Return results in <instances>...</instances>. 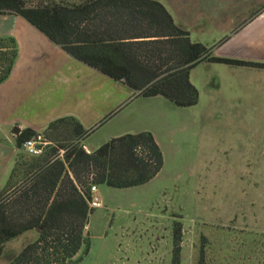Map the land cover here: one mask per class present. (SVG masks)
I'll list each match as a JSON object with an SVG mask.
<instances>
[{
  "label": "trees",
  "instance_id": "16d2710c",
  "mask_svg": "<svg viewBox=\"0 0 264 264\" xmlns=\"http://www.w3.org/2000/svg\"><path fill=\"white\" fill-rule=\"evenodd\" d=\"M6 14L24 17L75 59L126 84L136 96H162L177 107L199 102L190 73L202 61L264 68V62L217 56L215 46L193 41L160 0H0V15ZM18 55L16 37L0 36V84L10 77ZM96 128L68 115L41 132L26 127L16 135L21 150L38 133L49 144L28 160L20 155L0 191V258L7 264H78L91 246L86 234L95 211L89 203L91 185L140 186L162 170L164 153L152 131L113 137L88 153L84 140ZM181 218L173 215L170 264H182ZM38 227L37 239L6 256L8 241ZM203 254L204 248L198 264H205Z\"/></svg>",
  "mask_w": 264,
  "mask_h": 264
},
{
  "label": "crops",
  "instance_id": "0c3cea01",
  "mask_svg": "<svg viewBox=\"0 0 264 264\" xmlns=\"http://www.w3.org/2000/svg\"><path fill=\"white\" fill-rule=\"evenodd\" d=\"M171 14L177 24L190 32L193 41L215 46V55L264 62V0L256 3H249L248 0L182 3L181 10L178 11L176 5L175 12L172 11ZM13 17L14 26L7 35L16 37L19 55L10 77L0 84V135L6 134L17 122L24 128L31 127L41 132L50 121L68 115L77 117L87 129L93 126L100 128L99 125L112 120L124 123L133 119L134 110L142 100L149 103L167 101L174 105L162 96H136L134 90L126 84L75 59L24 17ZM225 37L227 38L220 45H216ZM190 80L199 91V102L184 107L191 109V113L184 114L185 119L179 117L181 123L169 122V114L159 111L151 117L157 120L164 118L169 127L159 129L154 125L138 129L127 128L111 137L145 130L153 132L164 153V166L156 177L140 186L161 183L166 176L167 164L175 156L174 152L179 151L176 154L181 158L184 157L181 154L183 152L198 153L199 168L192 177H195L197 185L207 184V190L212 183L214 190L215 171L210 176V168L215 167V157L206 155V152L215 151L216 140L214 131H211L215 129L205 128L207 126L204 124L201 126L199 120H244L249 117L264 120V68L202 61L191 70ZM199 106H202L200 111ZM90 135L84 142L88 141ZM101 144L89 142V146L93 145L95 149ZM228 144L227 146H232L230 141ZM16 150L12 157H7L4 150L0 149V162L3 164L0 175L7 176V180L17 160ZM201 169H207V173L204 172L207 175H200ZM177 182L178 180L173 181V184L162 183L152 200L159 201L166 197L169 189L178 185ZM107 187L113 188L98 186L103 199L101 209L111 207L112 210L128 213L141 210H136L139 205L135 202L125 208L120 204L110 203ZM131 188L133 187L116 189ZM199 190L197 188L195 192L200 193ZM3 264H7L6 259Z\"/></svg>",
  "mask_w": 264,
  "mask_h": 264
},
{
  "label": "rangeland",
  "instance_id": "374dc122",
  "mask_svg": "<svg viewBox=\"0 0 264 264\" xmlns=\"http://www.w3.org/2000/svg\"><path fill=\"white\" fill-rule=\"evenodd\" d=\"M26 1L37 4L82 0ZM160 1L173 12L176 5L180 11L182 3H225V0ZM256 1L261 0H248L249 3ZM14 21L13 15H0V36L9 34ZM137 105L140 106L134 110L131 121L119 123L112 120L99 126L84 142L85 145L89 146V142L103 143L127 128L169 127L164 118L157 120L151 117L159 111L168 113L169 122L175 124L181 123L179 117L185 119V115L191 113V109L170 105L167 101L149 103L142 100ZM199 124L215 129L211 130L216 140L215 151L206 152V155L215 157V167L210 168V176L215 171L214 190L212 183L207 190V184L197 185L195 177H192L199 168L198 153L183 152L184 157L181 158L176 154L179 151L174 152L175 156L167 164L166 176L161 183L148 187L135 186L131 190L107 187L110 203L125 208L135 202L139 205L136 210H141L128 213L112 210L111 207L96 209L86 227L91 242L90 251L78 264H170L174 214H180L184 223L182 264H198L203 248L205 264H264V120L251 117L244 120H199ZM17 126L20 127L19 122L13 124L6 134L0 135V149L7 157H12L17 149V158L21 159L23 155V159L28 160L26 156L29 157V154L16 146L19 132L14 129ZM228 141L232 146H227ZM230 148L234 149L224 152ZM201 171L200 175H207L204 174L207 169ZM6 180L7 176L0 175V191L9 179ZM177 180L178 185L171 187L166 197L152 200L162 183L171 184ZM197 188L200 193L195 192ZM39 233L38 229L29 230L8 241L4 247L6 256L17 254L27 242L37 239ZM3 260L4 257L0 258V264Z\"/></svg>",
  "mask_w": 264,
  "mask_h": 264
},
{
  "label": "built area",
  "instance_id": "2783aa9c",
  "mask_svg": "<svg viewBox=\"0 0 264 264\" xmlns=\"http://www.w3.org/2000/svg\"><path fill=\"white\" fill-rule=\"evenodd\" d=\"M32 140L33 145L35 146V149L37 151H39L41 154L43 153L44 147L49 144V142L45 139V137L41 134L38 133L36 135H34L33 137L25 140L23 142V145L26 141L28 140ZM22 145V149L29 155H32L31 153H29ZM85 150L90 153L92 150L90 149L89 146L84 145ZM37 156V155H35ZM90 192H91V199H90V206L94 209L100 208L103 206V199L101 197V195L99 194V189H98V185L97 184H92L90 187Z\"/></svg>",
  "mask_w": 264,
  "mask_h": 264
},
{
  "label": "clouds",
  "instance_id": "9594fccd",
  "mask_svg": "<svg viewBox=\"0 0 264 264\" xmlns=\"http://www.w3.org/2000/svg\"><path fill=\"white\" fill-rule=\"evenodd\" d=\"M20 129H21V134H22L23 131L25 130V128H24L23 125H21V126H20ZM23 147H24L29 153H31L32 155H37V156H38V155L41 154L39 151H37V150L35 149V146L33 145V142H32L31 139L28 140V141H26V142L24 143Z\"/></svg>",
  "mask_w": 264,
  "mask_h": 264
},
{
  "label": "water",
  "instance_id": "95a60500",
  "mask_svg": "<svg viewBox=\"0 0 264 264\" xmlns=\"http://www.w3.org/2000/svg\"><path fill=\"white\" fill-rule=\"evenodd\" d=\"M14 130H15V132H20V131H21L20 127H18V126L15 127ZM89 147H90L91 150H94V149H95V147H94L93 145H90ZM37 229H38L39 231H42V229H41L40 227H38Z\"/></svg>",
  "mask_w": 264,
  "mask_h": 264
}]
</instances>
